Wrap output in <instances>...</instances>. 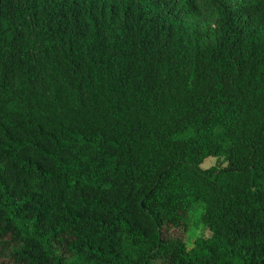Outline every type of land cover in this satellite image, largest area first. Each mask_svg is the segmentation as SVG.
I'll return each instance as SVG.
<instances>
[{
	"label": "trees",
	"instance_id": "obj_1",
	"mask_svg": "<svg viewBox=\"0 0 264 264\" xmlns=\"http://www.w3.org/2000/svg\"><path fill=\"white\" fill-rule=\"evenodd\" d=\"M207 3L0 0V264H264V0Z\"/></svg>",
	"mask_w": 264,
	"mask_h": 264
},
{
	"label": "rangeland",
	"instance_id": "obj_2",
	"mask_svg": "<svg viewBox=\"0 0 264 264\" xmlns=\"http://www.w3.org/2000/svg\"><path fill=\"white\" fill-rule=\"evenodd\" d=\"M204 18L212 25L217 17L215 8L209 7L207 0H197ZM222 163L221 158L216 156H207L201 163L202 168L209 167L214 164ZM204 208L203 202H196L189 209L183 212L185 224L180 227H173L169 229L168 234L174 237H179L183 240L187 248L193 246L197 237H205L210 234L209 229L201 221V213Z\"/></svg>",
	"mask_w": 264,
	"mask_h": 264
}]
</instances>
